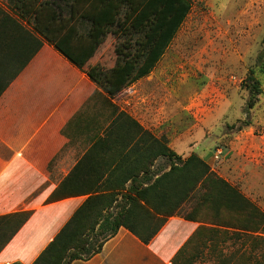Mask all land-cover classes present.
Wrapping results in <instances>:
<instances>
[{
  "label": "crops",
  "instance_id": "0c3cea01",
  "mask_svg": "<svg viewBox=\"0 0 264 264\" xmlns=\"http://www.w3.org/2000/svg\"><path fill=\"white\" fill-rule=\"evenodd\" d=\"M21 23L42 45L31 55L36 42L23 31L15 45L0 52V217L22 211L32 214L0 250V264H33L93 193L110 194L134 183L147 185V135L131 129L127 116L116 125L122 112L160 137L148 123L147 103L137 106L140 115L135 112L133 87L111 97L85 69L27 22ZM107 42L98 49L93 64L102 59L100 51ZM65 182L67 192L74 194L50 200ZM124 199L118 195V202ZM201 224L182 214L172 215L149 243L121 227L101 252L73 264H173ZM2 234L0 221V242ZM214 244L209 240L195 249L200 255L196 264L261 261L259 247L242 239ZM223 250L232 254H221Z\"/></svg>",
  "mask_w": 264,
  "mask_h": 264
},
{
  "label": "trees",
  "instance_id": "16d2710c",
  "mask_svg": "<svg viewBox=\"0 0 264 264\" xmlns=\"http://www.w3.org/2000/svg\"><path fill=\"white\" fill-rule=\"evenodd\" d=\"M64 1L68 14L63 13L66 12L64 7H58V0H5L0 3V52L15 45L23 31L35 39L31 55L39 50L42 40L23 26L21 21H25L36 34L85 69L111 97L151 74L193 7L191 0ZM115 27L122 30L120 35H127L125 45L132 42V32L141 35L135 39L136 52L131 55L119 51L121 59L110 70H103L98 64L88 65L110 29ZM29 59L22 64L25 65ZM247 81L252 91H259L260 81L254 75L248 76ZM123 116L130 119L131 129L147 135V185L134 183L129 188L117 187L110 194L90 195L33 264H73L78 259H89L101 252L121 227L149 243L168 218L178 213L199 188L204 190L200 201L183 216L202 224L175 256L173 264L196 263L197 255L192 250L197 247L204 229L211 231L207 238L212 241L215 234L222 231L226 235L223 242L228 237H236L264 251V235H255L264 230V211L259 206L237 186L219 177L205 159L196 153L184 158L172 149L167 136L158 137L151 130H145L127 113L122 112L118 116L116 125ZM157 159L165 162H159L153 168ZM66 187V182L60 185L50 200L74 194L67 192ZM122 188H127V192L123 193ZM119 194L125 198L121 202H118ZM203 211H207L204 216ZM31 214V211H22L0 217L3 221L0 250ZM262 258L264 255L254 264H263Z\"/></svg>",
  "mask_w": 264,
  "mask_h": 264
},
{
  "label": "rangeland",
  "instance_id": "374dc122",
  "mask_svg": "<svg viewBox=\"0 0 264 264\" xmlns=\"http://www.w3.org/2000/svg\"><path fill=\"white\" fill-rule=\"evenodd\" d=\"M191 1V12L154 70L130 85L135 112L140 115L137 106L147 103L150 127L167 136L173 150L184 158L196 153L205 159L264 211V0ZM66 5L58 0L64 11ZM121 32L112 28L105 39L98 61L103 70L116 65L119 51L132 55L138 48L135 39L141 35L132 32V42L125 45L127 35ZM96 54L88 65H95ZM250 75L260 81L256 93L248 86ZM203 191L199 188L176 214L193 210ZM205 231L210 230H203L192 250L196 261L200 255L194 249L210 240L211 231ZM225 236L217 232L213 246Z\"/></svg>",
  "mask_w": 264,
  "mask_h": 264
}]
</instances>
